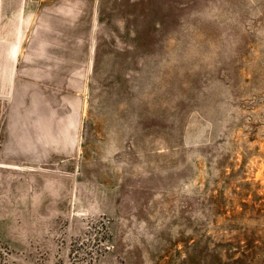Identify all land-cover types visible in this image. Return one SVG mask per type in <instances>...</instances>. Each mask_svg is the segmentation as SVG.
Wrapping results in <instances>:
<instances>
[{
    "label": "rangeland",
    "instance_id": "374dc122",
    "mask_svg": "<svg viewBox=\"0 0 264 264\" xmlns=\"http://www.w3.org/2000/svg\"><path fill=\"white\" fill-rule=\"evenodd\" d=\"M15 2L0 264H264V0Z\"/></svg>",
    "mask_w": 264,
    "mask_h": 264
},
{
    "label": "crops",
    "instance_id": "0c3cea01",
    "mask_svg": "<svg viewBox=\"0 0 264 264\" xmlns=\"http://www.w3.org/2000/svg\"><path fill=\"white\" fill-rule=\"evenodd\" d=\"M2 5V9H3ZM1 9V10H2ZM4 14L0 15V19H4L5 21L8 20L9 23L6 26H15V30L12 31L10 34H6L5 38L0 37V43L4 44H14L13 49L10 48L7 50L8 54H6V57L12 58V64L13 68H2L0 67V80L3 75H10L12 74V78L14 82L17 80L18 75H20V60L22 59V53H23V27L22 22L24 18V14L26 11V8L22 5V3H9L7 7L5 6ZM1 25V23H0ZM1 33V32H0ZM42 52V51H41ZM36 56L38 58H45L44 54L37 52ZM47 61L44 63L46 65ZM45 67V66H44Z\"/></svg>",
    "mask_w": 264,
    "mask_h": 264
}]
</instances>
